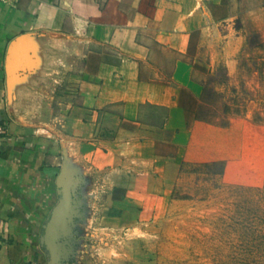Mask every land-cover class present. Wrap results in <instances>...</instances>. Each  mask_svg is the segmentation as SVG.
Listing matches in <instances>:
<instances>
[{
	"label": "crops",
	"instance_id": "1",
	"mask_svg": "<svg viewBox=\"0 0 264 264\" xmlns=\"http://www.w3.org/2000/svg\"><path fill=\"white\" fill-rule=\"evenodd\" d=\"M233 5L0 0V264H124L122 232L219 158L203 75L244 43Z\"/></svg>",
	"mask_w": 264,
	"mask_h": 264
},
{
	"label": "rangeland",
	"instance_id": "2",
	"mask_svg": "<svg viewBox=\"0 0 264 264\" xmlns=\"http://www.w3.org/2000/svg\"><path fill=\"white\" fill-rule=\"evenodd\" d=\"M232 2L244 43L203 75L219 158L184 165L158 222L122 232L124 264H264V0Z\"/></svg>",
	"mask_w": 264,
	"mask_h": 264
},
{
	"label": "trees",
	"instance_id": "3",
	"mask_svg": "<svg viewBox=\"0 0 264 264\" xmlns=\"http://www.w3.org/2000/svg\"><path fill=\"white\" fill-rule=\"evenodd\" d=\"M224 172V169L222 171H219V173H223ZM259 187H257L258 189ZM259 190L261 192H263V190L261 188H259ZM256 224V223H255ZM256 229H251V232H250V237L249 238H253V239H257V237L254 235V231ZM260 238L261 240L259 242H257L256 244H259V245H263L264 244V233L261 231V234H260ZM249 244L252 245L249 241ZM255 251V250H254ZM256 253V252H255ZM257 254V253H256Z\"/></svg>",
	"mask_w": 264,
	"mask_h": 264
},
{
	"label": "built area",
	"instance_id": "4",
	"mask_svg": "<svg viewBox=\"0 0 264 264\" xmlns=\"http://www.w3.org/2000/svg\"><path fill=\"white\" fill-rule=\"evenodd\" d=\"M1 1H6V0H1ZM8 130V123L7 121L0 120V136H3L7 133Z\"/></svg>",
	"mask_w": 264,
	"mask_h": 264
}]
</instances>
